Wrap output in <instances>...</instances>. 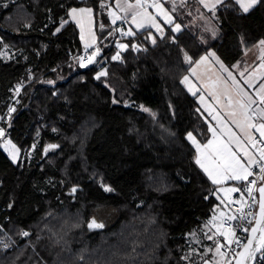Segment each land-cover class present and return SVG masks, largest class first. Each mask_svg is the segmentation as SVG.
Returning a JSON list of instances; mask_svg holds the SVG:
<instances>
[{"label": "trees", "instance_id": "trees-1", "mask_svg": "<svg viewBox=\"0 0 264 264\" xmlns=\"http://www.w3.org/2000/svg\"><path fill=\"white\" fill-rule=\"evenodd\" d=\"M113 3L0 2V113L10 86L26 83L0 136L21 150L15 162L0 142V217L20 243H0V264H190L188 234L220 204L188 139L207 142L210 127L183 78L210 49L232 65L264 40V0L247 13L223 2L209 40L173 24L125 35L107 13ZM81 6L95 13L93 63L81 61L68 20ZM118 41L127 47L113 59Z\"/></svg>", "mask_w": 264, "mask_h": 264}, {"label": "crops", "instance_id": "crops-1", "mask_svg": "<svg viewBox=\"0 0 264 264\" xmlns=\"http://www.w3.org/2000/svg\"><path fill=\"white\" fill-rule=\"evenodd\" d=\"M222 3L217 0H140L139 7L129 9L128 5H136L137 0H114L112 13L120 17L116 26L121 21L125 23L126 33L129 30L136 33L152 28L163 34L166 31V25L173 24L172 27L176 31L184 26L197 28L201 31L203 39L209 40L212 38L211 34L205 32L202 26L205 25L206 20L210 21L213 18L210 12L215 11ZM118 4L121 7H117ZM154 4H159L161 7H154ZM72 9L69 10L68 20L75 22L78 26L84 49L95 51L99 44V35L94 9L89 6L75 7L77 10H92L91 17L78 11L76 19L72 17ZM134 13H139L135 16V23L133 22ZM169 18L171 23H169ZM77 20L80 22L78 23ZM153 23L159 26V30L153 26ZM176 25L180 26L179 30ZM259 42L245 49L242 57L232 65H228L214 49H210L191 66L183 78L185 87L191 94L195 93L193 95L197 97L206 115L210 127L208 141H214L213 148H221L227 144L246 166L249 158L254 161L253 164L257 161L256 145L255 147L252 145L255 135H260L256 128L248 127L246 115L252 118L251 123L257 127L264 123V102H262V97H264V45H260ZM86 44H91V47L85 48ZM237 124L242 127H237ZM196 141L201 146L208 143V141L202 143L197 138ZM206 151L211 152L212 149ZM245 153L248 155L246 156ZM241 182L227 180L219 186L222 189H229L232 185L238 188ZM231 193L228 192L227 196Z\"/></svg>", "mask_w": 264, "mask_h": 264}, {"label": "built area", "instance_id": "built-area-1", "mask_svg": "<svg viewBox=\"0 0 264 264\" xmlns=\"http://www.w3.org/2000/svg\"><path fill=\"white\" fill-rule=\"evenodd\" d=\"M120 30L122 31V33H126V26L124 22L120 24ZM93 52L94 51L92 49L84 50L79 57L84 58V60L82 61L83 63H88L87 57L90 56ZM25 85L26 83L21 81L10 86L9 92L11 98L0 113V129H2L4 123H7L10 120L11 115L14 112L11 111V109L16 108V104L20 101V93ZM254 142L256 145L258 158L256 163L250 167V171L253 172V175L249 176L247 181H242L239 184L238 188L240 189V191L232 192L230 194L228 198L229 203L226 214L223 215L221 220V225L226 230V232L231 229V231L235 233V236L225 237L220 235L217 238L218 245H223V247L220 248V252L222 253V260L219 264H233L238 251L245 244L249 235L250 228L256 218L260 200V192L258 191V189L263 182V180L259 178L260 175H262L259 172V168L261 166H264V160H261L260 158L261 152L264 151V138L260 135H255ZM252 181H255V183H251ZM248 188L252 189V192L250 194L248 192ZM249 213H251V215H249ZM229 216H235L236 219L229 220ZM8 220L9 217H0V243L8 248L19 247V241L11 234L8 229V226L6 224V221ZM244 229H247V231H245ZM24 233L26 232H23V237H26L27 235H24ZM255 264H264V247L259 253Z\"/></svg>", "mask_w": 264, "mask_h": 264}, {"label": "snow or ice", "instance_id": "snow-or-ice-1", "mask_svg": "<svg viewBox=\"0 0 264 264\" xmlns=\"http://www.w3.org/2000/svg\"><path fill=\"white\" fill-rule=\"evenodd\" d=\"M217 2H223V0H217ZM262 0H236V3L240 6V8L242 9L243 12L247 13L249 12L250 9L254 8L257 4L261 3ZM140 6V0H137V4L136 5H128V8H134V7H139ZM154 7L160 8L161 6L159 4H154ZM117 7H121V5H117ZM79 11V13L81 14H87L89 17H91L92 14V10L91 9H75L73 8L71 10V14L73 19L77 18V12ZM110 15L113 16V23H115L116 19H120V17L116 16V14L110 13ZM139 15V13H134L133 14V22L135 23V16ZM77 22L79 23L80 21L77 20ZM169 23H171V19L169 18ZM140 26V25H138ZM153 26L157 27V29L159 30V26L155 25L153 23ZM179 25H176L177 30H179ZM59 30V29H58ZM126 35H134V33L131 32V30H129ZM94 39V38H93ZM153 43H155V39H153ZM260 45H264V40H261ZM91 47V44H86L85 48ZM121 48H126L127 45H120ZM99 53V49H96L95 52H93L90 56L87 57V62L88 63H93L94 61V57ZM214 55V54H213ZM81 61L84 60L83 57L80 58ZM113 59H119V55L117 54V56H114ZM202 59H206V58H202ZM81 66H86L83 63L81 64ZM223 67V65H221ZM225 71H227V69H225ZM106 72H101L99 75L103 76L106 75ZM97 79H99V76H97ZM185 81H187V77H185ZM195 94V93H193ZM201 100H203V97H201ZM262 102H264V97H262ZM252 103H255V101H252ZM241 107H243V105H241ZM11 111H15V109H11ZM145 111H148V109H145ZM232 115H235V113H232ZM251 117L246 115V120L248 122V127L251 128H256L257 131L260 132L261 137H264V123L260 124L258 127L251 123ZM234 123L236 121H233ZM237 127H242L240 124H237ZM243 130V129H242ZM3 134V130L0 129V135ZM213 136L215 137V131L213 130ZM188 139L192 141V143L196 146V150L199 153V157L196 158V163L209 175V177L212 179L213 183L216 184H221L224 183L227 180H235V181H247L249 176L253 175V172L249 170L250 166L254 163V161L249 158L247 160V166L245 165V163H243L241 161V159L236 155L235 152H233L227 144L223 145L221 148H213V143L214 141H208L207 144H205L203 146V148H201V145L196 141L195 137L192 135V133H188ZM237 143L239 144V140L237 139ZM253 147H255V142H253ZM15 146H13L14 148ZM208 149H212L211 152H208L206 150ZM245 155L247 156L248 154L245 153ZM261 160H264V151L261 152ZM12 159L15 160L16 156L15 154L12 155ZM259 172L262 174L260 175V179L264 180V166H261L259 168ZM251 183H255V181H252ZM106 190L111 191L110 188H107ZM73 191H75V189H73ZM222 191H227L229 193L231 192H238L240 191L239 188H229L226 190ZM258 191L261 194V200L259 203V214L261 216V218H264V186L260 187L258 189ZM248 192L249 194L252 192L251 188H248ZM221 215H223V213H221ZM249 215H251V213H249ZM215 219V218H214ZM229 220H233L236 219L235 216H229L228 217ZM260 221L257 220V224H259ZM103 227V225H99L96 224L95 221H93L89 227ZM213 227L217 228V230L219 231V227L216 224L212 225ZM245 231H247V229H244ZM257 229L253 228L252 231L255 232ZM264 231V230H262ZM24 235H28V233H24ZM220 235L228 237V236H235V233L233 231H231V229H229L228 232H220ZM231 242V241H229ZM238 243V241H237ZM251 244V241H249L248 245H245V253L248 254V258L249 259H253V252L254 251H259V248H256L254 250H249V245ZM261 244L264 245V237H261ZM223 247V245H218L216 248V252L218 254H222L220 253V248ZM245 253H240L239 255L241 257H244ZM238 264H240V262H238Z\"/></svg>", "mask_w": 264, "mask_h": 264}, {"label": "rangeland", "instance_id": "rangeland-1", "mask_svg": "<svg viewBox=\"0 0 264 264\" xmlns=\"http://www.w3.org/2000/svg\"><path fill=\"white\" fill-rule=\"evenodd\" d=\"M6 1L8 0H2L0 2L3 3ZM113 7L114 5L107 7V13L110 16L111 21H113V16L110 15V13H112ZM117 23H118V19H116L115 23L113 24L116 25ZM120 23H122V21ZM119 24L117 25V28L120 27ZM202 28H204L205 32L207 33L209 32L212 38H214V36L216 34L218 35L219 33V26L214 18L210 19V21L206 20L205 25H203ZM120 45H126V43L122 41L117 42V52L115 56H117L118 54L120 57L121 52L125 50V48H121ZM2 55L5 59H10L16 55V52L15 50L9 48L8 46H5L3 48ZM95 58L96 56L94 57V59ZM192 135L195 137L193 133ZM2 139L4 140L2 147L5 149V151L8 152L11 158H12V155L15 154L16 159L13 161L16 162L19 159L20 152H21L19 146L10 138L1 137L0 142L2 141ZM13 146L15 147L13 148ZM203 146L204 145H202L201 147ZM232 187H234V185H232L230 188ZM223 190H226V189H223ZM219 193H220V204L216 206L213 215L205 222L202 229L195 230L192 233L188 234V240L190 243V252H189L188 259H189L190 264H198V262H200V264H219L222 260V254H218L216 252V248L218 246L217 238L220 236V232H226V230L221 225V220H222L223 215L226 214L228 203H229L228 202L229 196H227V193H228L227 191H222V188H219ZM221 213H223V215H221ZM213 224L220 226L219 231L217 230V228L212 226Z\"/></svg>", "mask_w": 264, "mask_h": 264}, {"label": "water", "instance_id": "water-1", "mask_svg": "<svg viewBox=\"0 0 264 264\" xmlns=\"http://www.w3.org/2000/svg\"><path fill=\"white\" fill-rule=\"evenodd\" d=\"M264 186V180L261 184L260 187ZM260 200H261V194H260ZM259 200V203H260ZM257 220L260 221L259 224H257ZM253 228H256L257 230L255 232L252 231ZM264 218H261L260 214H259V205H258V209H257V214H256V218L255 221L253 223V225L250 228L249 231V235L248 238L245 242V244L243 245V247L238 251L233 264H238V262H240V264H255L257 257L259 255V253L262 251L264 245L261 244V237H264ZM249 241H251V244L249 245V250H254L256 248H259V251H254L253 252V259H249L248 258V254L245 253V245L249 244ZM240 253H245L244 257H241L239 254Z\"/></svg>", "mask_w": 264, "mask_h": 264}]
</instances>
